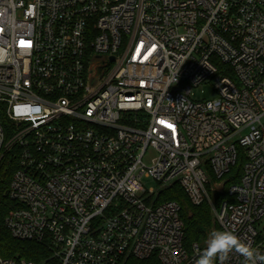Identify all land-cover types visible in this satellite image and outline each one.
Instances as JSON below:
<instances>
[{"label": "built area", "instance_id": "2783aa9c", "mask_svg": "<svg viewBox=\"0 0 264 264\" xmlns=\"http://www.w3.org/2000/svg\"><path fill=\"white\" fill-rule=\"evenodd\" d=\"M11 151L4 226L48 257L0 264H195L210 235L184 246L172 185L264 254V0H0Z\"/></svg>", "mask_w": 264, "mask_h": 264}, {"label": "trees", "instance_id": "16d2710c", "mask_svg": "<svg viewBox=\"0 0 264 264\" xmlns=\"http://www.w3.org/2000/svg\"><path fill=\"white\" fill-rule=\"evenodd\" d=\"M244 158L242 151H238L235 165L224 177L225 188L231 184H237L242 174ZM17 168V160L14 151L6 154L0 164V256L7 259L26 260L36 263L45 261L48 250L36 242L18 241L13 239L4 226V219L13 203L8 197L10 178ZM226 190V189H225ZM226 192L222 194L224 198ZM217 199V198H216ZM159 201H175L180 207V218L184 226V246L189 247L193 243L202 244L215 229L210 209L206 203L195 207L186 198L183 191L176 185L168 187ZM124 264H159L154 257L147 260L128 258Z\"/></svg>", "mask_w": 264, "mask_h": 264}, {"label": "clouds", "instance_id": "9594fccd", "mask_svg": "<svg viewBox=\"0 0 264 264\" xmlns=\"http://www.w3.org/2000/svg\"><path fill=\"white\" fill-rule=\"evenodd\" d=\"M232 253L242 256L245 264H264V254H260L231 231H213L195 264H217V261L224 264Z\"/></svg>", "mask_w": 264, "mask_h": 264}, {"label": "rangeland", "instance_id": "374dc122", "mask_svg": "<svg viewBox=\"0 0 264 264\" xmlns=\"http://www.w3.org/2000/svg\"><path fill=\"white\" fill-rule=\"evenodd\" d=\"M200 90H202V93ZM193 94H194L195 98H197V99H202V98L203 99H210L213 97L212 88L209 85L203 86L202 88L194 89ZM144 183H146L147 187H150V188L156 187V184L152 180H144ZM214 192H215L214 190L209 191V194H210L212 199L215 198ZM210 231H211L210 232V234H211L213 231L212 230H210Z\"/></svg>", "mask_w": 264, "mask_h": 264}, {"label": "water", "instance_id": "95a60500", "mask_svg": "<svg viewBox=\"0 0 264 264\" xmlns=\"http://www.w3.org/2000/svg\"><path fill=\"white\" fill-rule=\"evenodd\" d=\"M222 185H223V183L218 184L217 185V189H221L222 188Z\"/></svg>", "mask_w": 264, "mask_h": 264}]
</instances>
